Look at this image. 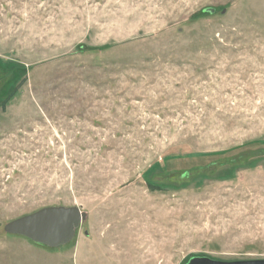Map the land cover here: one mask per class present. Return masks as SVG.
I'll return each instance as SVG.
<instances>
[{"label":"rangeland","instance_id":"374dc122","mask_svg":"<svg viewBox=\"0 0 264 264\" xmlns=\"http://www.w3.org/2000/svg\"><path fill=\"white\" fill-rule=\"evenodd\" d=\"M16 86L0 264L264 259V0H0ZM51 205L86 213L66 245L4 233Z\"/></svg>","mask_w":264,"mask_h":264},{"label":"water","instance_id":"95a60500","mask_svg":"<svg viewBox=\"0 0 264 264\" xmlns=\"http://www.w3.org/2000/svg\"><path fill=\"white\" fill-rule=\"evenodd\" d=\"M203 11L212 14L215 8L207 7ZM85 217L86 213L77 206L51 205L10 220L3 226V231L8 235L26 237L33 243L48 248L59 247L73 239L75 230L86 219ZM185 264H264V259L221 261L206 256H195Z\"/></svg>","mask_w":264,"mask_h":264},{"label":"trees","instance_id":"16d2710c","mask_svg":"<svg viewBox=\"0 0 264 264\" xmlns=\"http://www.w3.org/2000/svg\"><path fill=\"white\" fill-rule=\"evenodd\" d=\"M201 13L210 15V13L205 12L203 10L201 11ZM17 88H18V86L14 87L10 92H8V94L5 96V98L1 101V105L0 106L2 108L5 106L6 102H8L16 94L15 92L17 91ZM42 246H44V245H42ZM44 247H46V246H44ZM49 249H51V248H49Z\"/></svg>","mask_w":264,"mask_h":264}]
</instances>
